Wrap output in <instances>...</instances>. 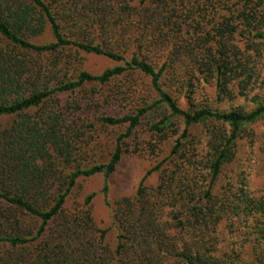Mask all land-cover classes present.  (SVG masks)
Listing matches in <instances>:
<instances>
[{
    "label": "trees",
    "instance_id": "1",
    "mask_svg": "<svg viewBox=\"0 0 264 264\" xmlns=\"http://www.w3.org/2000/svg\"><path fill=\"white\" fill-rule=\"evenodd\" d=\"M197 1L207 4L211 0ZM215 2L224 3L223 0ZM150 4L151 0H0V121L4 117H18L11 129L0 132V204L7 208L0 209V264H222L207 247L210 228H216L232 212H239L241 203L250 215L256 212L260 224L264 221V202L246 198L237 207L230 197L213 192L224 168L236 157L240 130L264 118V105L259 104L251 112L208 108L185 111L163 85L165 74L177 62L176 52L158 70L137 56L127 60L100 44L78 38V34L101 24L108 29L105 24L112 18L124 22L135 16L137 29L150 27L152 38L161 36L165 28L173 30L184 24L185 35L190 40L184 47L192 50V43L198 38H194L197 30L189 19L183 23L181 17H166L164 6L151 10ZM225 4L230 6L231 14L226 25L213 28V34L207 35L211 44L205 48L203 43L197 45V50L203 48V54L192 55L191 60L194 72L208 74L207 79L216 78L220 98L228 96L229 87L236 83L244 96L255 75L249 57L239 59L236 54L229 55L228 36L234 37L242 26L249 35L256 34L255 38L264 40V0H227ZM118 22L113 27L120 31L124 27ZM46 29L54 41L45 45L33 43L32 38L41 36ZM75 30L78 34L72 32ZM179 31L184 33L180 28ZM74 52L103 56L123 65L101 75L80 71L69 77L67 68L73 66L75 59L66 58L65 54ZM53 58L56 59L50 64L41 62ZM128 72H139L150 78L158 98L136 114L100 117L109 126L127 125V134L119 140L108 163L72 170L75 142L72 124L54 106L50 114L38 121L32 120L27 112L43 108L59 95L74 93L91 83L106 85ZM184 80L190 89L191 81L186 77ZM161 109L183 120L182 139L177 141L167 160L147 172L135 199L117 203L114 221L120 231V243L115 262L105 261L103 257L97 259L96 251L86 241L84 229L65 214L68 198L79 179L103 175V194L107 199L109 179L124 155L122 139L131 136L145 116ZM208 123L219 127L208 131L205 158L191 161L183 152L182 140L190 136L191 128ZM226 126L232 129L230 135L223 129ZM169 127L172 123L165 119L151 129L161 133ZM163 166H166L164 177L155 195L144 183ZM66 170H69L67 174ZM198 171H204L208 188L205 196L196 200L190 184L197 186L199 180L194 173ZM94 197L95 194L86 198V206L91 205ZM164 197L170 202V221H164ZM259 233L255 264H264V223ZM104 236L105 232L101 231V243Z\"/></svg>",
    "mask_w": 264,
    "mask_h": 264
},
{
    "label": "rangeland",
    "instance_id": "2",
    "mask_svg": "<svg viewBox=\"0 0 264 264\" xmlns=\"http://www.w3.org/2000/svg\"><path fill=\"white\" fill-rule=\"evenodd\" d=\"M225 1L227 0H223L224 3L218 5L215 0L207 4L199 3L197 0H151L148 9L164 6V16L181 17L180 21L183 23L189 19V22L195 26L197 36L194 38L198 39L196 43H192V50L184 47L190 41L185 35L184 24L179 25L184 33L180 32L178 27L173 30L165 28L161 36L156 35L157 37L152 38L150 27L148 30L143 27L142 30L137 29L138 19L135 16L124 19V22L112 18L108 24H105L108 29L101 24L94 29H87L84 34H78L76 30L72 32L78 34L79 39L95 45L100 44L109 51L119 53L127 60L137 56L151 63L158 70L176 52L177 62L165 74L163 85L185 111L208 108L221 112H229L232 109L251 112L259 104L264 105V40L255 38L256 34L249 35L245 32L246 28L240 26L236 35L232 38L228 36L229 39L226 41L230 49L229 55L236 54L239 59L249 57L250 67L255 71L253 81L244 92V96L236 83L229 87L228 96L220 98L216 78L212 76L207 79L208 74L193 71L192 55L201 57L203 48L211 44V39L207 37L209 32L213 34V28L226 25L231 15L230 6H227ZM116 22L124 28L120 31L114 30L113 26ZM64 26L67 27L66 23ZM53 41L49 29H46L41 36L32 38V42L37 45L50 44ZM199 44L204 47L197 50ZM65 55L66 58L69 56L75 59L73 66L67 68L66 73L69 77L75 76L80 71L101 75L108 69L123 65L103 56L83 52ZM54 59L56 58L44 59L41 62L50 64ZM185 77L191 81L190 89L187 88L186 82L184 83ZM157 98L152 90L150 78L139 72H128L106 85L91 83L74 93L59 95L43 108L31 110L27 114L32 120L38 121L41 117L50 114L51 106H54L56 111L59 110L62 117L72 124L75 132L71 169L77 167L87 169L97 164L108 163L119 140L128 132L127 125L109 126L102 123L99 118L136 114L139 109L152 104ZM165 119H170L172 127L161 133L151 129L153 125L160 124ZM17 121L16 116L4 117L0 121V132L11 129ZM216 127L219 126L208 123L190 129V136L182 140V143L185 146L183 152L191 161L205 158L208 131ZM223 129L230 135L231 127L226 126ZM184 131L183 120L171 117L168 110L152 111L143 118L140 126L133 130L131 136L122 139L124 155L116 173L109 179L107 199L103 194L105 185L103 175L79 179L68 198L65 214L71 220L78 221L84 229L82 231L86 241L96 251L97 259L103 257L105 261L115 262L120 243V231L114 221L117 203L124 199L136 198L147 172L170 157L172 149L177 141L182 139ZM164 169L166 166L145 181L144 187L150 193L153 191L157 195L155 190L162 184ZM69 170H66L65 174ZM194 174L199 182L196 187L190 184V192L194 191L196 200H199L200 196H205L204 191L208 188V184L204 183L206 178L204 171ZM215 185L213 191L215 194L220 197H230L233 204H238L237 207L242 206L239 212H232L227 218H223L216 228H210V232H207L206 240L210 254L222 264H255L259 250V228L263 226L264 221L262 219L260 224L256 212L250 215L246 211V205L243 206L241 202L246 201V198L249 201L264 202V118L240 130L236 157L224 168L222 176ZM93 194L95 197L91 205L86 206V198ZM151 201H155V198H151ZM162 203L164 221H170L172 219L170 202L164 197ZM0 209L7 208L0 204ZM101 231L105 232L102 243Z\"/></svg>",
    "mask_w": 264,
    "mask_h": 264
}]
</instances>
